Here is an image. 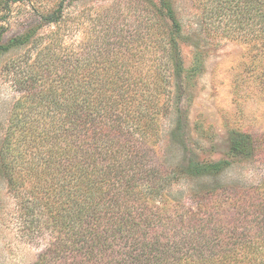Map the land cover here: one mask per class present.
<instances>
[{
	"label": "trees",
	"instance_id": "1",
	"mask_svg": "<svg viewBox=\"0 0 264 264\" xmlns=\"http://www.w3.org/2000/svg\"><path fill=\"white\" fill-rule=\"evenodd\" d=\"M137 2L136 38L74 58H40L51 51L46 44L17 66L15 83L28 87L5 128L0 170L30 235L50 236L32 264H264V176L220 181L249 157L264 168V130H232L235 159L214 161L187 154L179 108L163 134L172 77L181 92L203 69L204 52L184 31L175 0ZM195 3L225 35L255 42L264 56V0ZM42 19L60 22L63 0ZM30 37L0 45V55Z\"/></svg>",
	"mask_w": 264,
	"mask_h": 264
},
{
	"label": "rangeland",
	"instance_id": "2",
	"mask_svg": "<svg viewBox=\"0 0 264 264\" xmlns=\"http://www.w3.org/2000/svg\"><path fill=\"white\" fill-rule=\"evenodd\" d=\"M60 1L0 0V45L31 34L29 42L0 55V144L14 104L28 87L15 83L21 76L16 75L20 71L17 66L25 68L46 44H51V51L41 52L40 58H57L63 53L74 58L77 52L96 54L105 44L118 46L138 35L143 11L138 0H63V19L46 23L42 16L56 9ZM175 5L184 31L199 37L204 66L181 92L172 77V114L162 121L163 134L176 124L179 108L188 155L204 161L235 159L230 152L231 131L264 130V84L259 77L264 78V56L255 42L225 35L218 22L211 24L209 12L199 8L195 0H175ZM192 50V45L182 48L187 67L192 65ZM164 149L161 153L165 156ZM184 155L181 152L180 157ZM263 176L264 168L249 157L237 161L220 181L251 183ZM24 211L8 191L0 170V264H32L50 240L48 234L38 238L30 235L27 223H23Z\"/></svg>",
	"mask_w": 264,
	"mask_h": 264
}]
</instances>
